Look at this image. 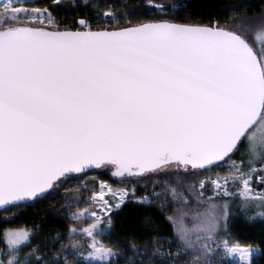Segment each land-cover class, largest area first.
<instances>
[{
    "label": "snow or ice",
    "instance_id": "obj_1",
    "mask_svg": "<svg viewBox=\"0 0 264 264\" xmlns=\"http://www.w3.org/2000/svg\"><path fill=\"white\" fill-rule=\"evenodd\" d=\"M149 6L160 18L121 25L109 9L101 18L110 26L97 21L94 28L80 18L76 28L49 29L40 26L54 22L47 8L0 0V206L43 195L92 166L114 169L116 177L162 168L208 171L245 142L248 169L234 165L230 171L239 176L232 183H242L246 195L250 179L264 182V13L233 28L178 22L167 5L150 0ZM119 195L122 203L125 193ZM105 204L109 211L117 206ZM215 213L198 225L205 236L216 234ZM98 223L83 231L103 233ZM189 231L177 226L182 245L191 248ZM29 238L28 230H5L8 252L0 264H20ZM223 244L222 259L240 251ZM72 251L98 264L114 255L95 241L86 254ZM52 264H60L58 254Z\"/></svg>",
    "mask_w": 264,
    "mask_h": 264
},
{
    "label": "trees",
    "instance_id": "obj_2",
    "mask_svg": "<svg viewBox=\"0 0 264 264\" xmlns=\"http://www.w3.org/2000/svg\"><path fill=\"white\" fill-rule=\"evenodd\" d=\"M151 2L167 5L168 17L178 22L208 25L219 21L221 26L233 28L238 27L236 21H255L264 13V0ZM28 4L50 11L54 22L40 25L49 29L57 25L61 29L76 28L80 18L93 21L94 28L97 21L100 26H110L113 21L101 18V13L109 9L117 14L121 25L158 19L161 15L149 6L150 0H36ZM229 155L231 160L225 158L217 162L218 167L208 171L162 168L138 176L116 177L114 169L101 166L70 174L62 185L46 190L43 195L0 206V259H6L8 252L5 230L22 229L29 231L30 238L19 249L20 264H37L38 257L39 264H52L57 254L60 264H87L81 261L79 252L74 254L72 249L76 246L86 254L93 241L96 246L103 243L113 251L111 264H230L228 258L222 259L225 257L223 241H229L230 246L258 250L251 264H264V215L256 207L261 200L241 199L238 195L241 184L232 183L239 172L230 171L234 165L247 171L246 142L240 143L239 149ZM256 168L259 171V162ZM225 177L229 196H214L212 181ZM100 182L112 191L125 189L128 195L119 209L99 219L97 227H103V233L94 231L89 237L83 230L96 220L87 219L84 214L95 210L90 199ZM260 187L264 188V182ZM145 196L150 203L139 201ZM109 201L112 203L114 199L109 198ZM213 208L219 220L218 228L215 235L205 236L198 225ZM74 212H79L81 218L72 219ZM177 226L190 230L191 248L182 245ZM198 234L200 238L196 239Z\"/></svg>",
    "mask_w": 264,
    "mask_h": 264
},
{
    "label": "rangeland",
    "instance_id": "obj_3",
    "mask_svg": "<svg viewBox=\"0 0 264 264\" xmlns=\"http://www.w3.org/2000/svg\"><path fill=\"white\" fill-rule=\"evenodd\" d=\"M34 1H36V0H28V2H34ZM56 1H58V0H56ZM44 24L48 25L47 21H45ZM254 48L256 49V51H259V45L258 44H254ZM257 135H259V133H257ZM253 180L255 182H253ZM213 181H218L221 185V188H217L216 185L212 182L214 196L228 197L229 193L224 188L225 178L214 179ZM248 183H249L250 187L248 190V194H246V195L244 194V185L242 183H240L241 185H240V189L238 191V195L241 199L254 200V199H260V197H264V188L260 187V185L263 184V182H261L257 178H253V179H250L248 181ZM101 188H103V191H104L103 197H100L98 194L99 191L101 190ZM109 189L110 188L105 183H103V182L99 183L96 195H92L91 199H90L92 204L95 205V210L93 212L96 213L97 215H95V216L89 215V216H87V219L93 218L97 221V220L101 219L102 217L106 216L108 213L119 209L121 207V205L127 200V195H128L127 190L122 189V190H118V191H112L110 189V191H109ZM121 192L125 193L124 201L122 203H119V201L121 199L119 193H121ZM109 198H113L114 201L111 203L109 201ZM104 201H108V202H110V204L117 205V206L113 207L111 209V211H109L108 210L109 205L105 204L103 207L101 206ZM139 201L141 202V200H139ZM143 203H145V202H143ZM97 246H100V243H97ZM234 246H237L240 249V251L228 255L227 258L229 259L230 264H251L252 258L254 256L258 255V253H259L258 250H256V249H251V248H247V247H243V246H239V245H234ZM112 258H113V256L105 257L104 258L105 264H111ZM84 261L87 264H98V262L95 259H91V260L86 259Z\"/></svg>",
    "mask_w": 264,
    "mask_h": 264
},
{
    "label": "water",
    "instance_id": "obj_4",
    "mask_svg": "<svg viewBox=\"0 0 264 264\" xmlns=\"http://www.w3.org/2000/svg\"><path fill=\"white\" fill-rule=\"evenodd\" d=\"M217 163V162H216ZM93 168H97V167H95V166H92V167H90L89 169H93ZM89 169H87V170H89ZM73 174H75V173H73ZM125 175H128V174H125ZM28 199L26 198L24 201H27ZM13 203H19V202H13Z\"/></svg>",
    "mask_w": 264,
    "mask_h": 264
},
{
    "label": "flooded vegetation",
    "instance_id": "obj_5",
    "mask_svg": "<svg viewBox=\"0 0 264 264\" xmlns=\"http://www.w3.org/2000/svg\"><path fill=\"white\" fill-rule=\"evenodd\" d=\"M27 199H30V198H27Z\"/></svg>",
    "mask_w": 264,
    "mask_h": 264
}]
</instances>
